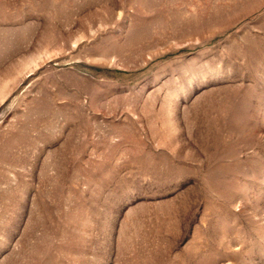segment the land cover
<instances>
[{
    "label": "rangeland",
    "instance_id": "374dc122",
    "mask_svg": "<svg viewBox=\"0 0 264 264\" xmlns=\"http://www.w3.org/2000/svg\"><path fill=\"white\" fill-rule=\"evenodd\" d=\"M0 264H264V0H0Z\"/></svg>",
    "mask_w": 264,
    "mask_h": 264
}]
</instances>
